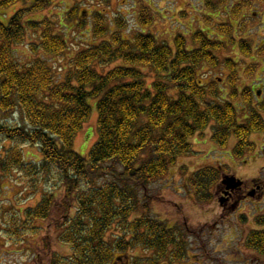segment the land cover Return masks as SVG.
<instances>
[{
    "label": "trees",
    "instance_id": "1",
    "mask_svg": "<svg viewBox=\"0 0 264 264\" xmlns=\"http://www.w3.org/2000/svg\"><path fill=\"white\" fill-rule=\"evenodd\" d=\"M20 1L28 6L17 10L7 24L0 22V112L5 118L15 111L20 115V121L13 124L0 121V136L13 143L0 157V176L14 172L32 182L55 179L61 188L62 197L55 206L65 213L56 230L61 231L59 240L70 246V253L67 257L51 254L50 264H113L137 247L153 252L151 258L136 257L145 264H179L186 258L185 232L150 216L153 197L149 187L164 179L179 157L192 153L190 138L211 122V140L218 147L226 148L230 138H235L232 157L240 159L254 152L250 135L264 133L260 115L264 101L254 107L249 90L238 91L236 64L220 61L215 55L225 47L223 42L199 30L192 33L189 50L179 34L173 37L172 46L157 42L150 34L124 38L120 33L124 21L116 18V30H110L101 12L93 13L90 24L93 37L100 41L75 53L63 78L57 79L55 70L60 69L68 49L66 41L54 33L50 19L26 18L59 0H4L0 5ZM205 1L212 6L210 0ZM249 7L250 0H240L231 13L238 18ZM76 8L66 13L67 20L75 17ZM138 17L144 28L150 25L152 16L146 9ZM83 25L80 21L77 27ZM219 27L216 31L221 30L233 42L232 26ZM30 32L36 40L26 42ZM25 43L33 55L20 65L14 61L13 48ZM239 45L249 57V43L240 41ZM257 53L264 55V48ZM116 61L124 66L102 70ZM219 64L229 72V92L225 94L229 99L222 102L217 82L203 84L199 79L202 66ZM255 66L245 68V78H251ZM138 67H149L154 73L151 90ZM238 97L248 113L243 123L237 121L233 104ZM89 99H97L98 140L84 159L72 145L90 117ZM22 144L38 146L42 161L25 162ZM194 175L195 189L201 194L218 180L217 170L211 167ZM2 189L0 184V192ZM54 197L52 192L42 194L35 207L23 210L24 223L15 217L9 229L19 236V227L30 231L32 219L48 218ZM204 198L209 201L212 195ZM246 246L264 257V230L250 233Z\"/></svg>",
    "mask_w": 264,
    "mask_h": 264
},
{
    "label": "rangeland",
    "instance_id": "2",
    "mask_svg": "<svg viewBox=\"0 0 264 264\" xmlns=\"http://www.w3.org/2000/svg\"><path fill=\"white\" fill-rule=\"evenodd\" d=\"M4 0H0V3ZM240 0H210L212 6L206 4L205 0H59L53 6L37 15H29L27 20H41L44 17L54 22V33L61 36L67 43L68 49L61 58L60 69L55 70L57 79H62L69 66V60L75 53L86 49L89 45L97 44L100 40L95 39L90 27L93 13L101 12L104 15L106 27L110 30H116L114 20L119 18L124 21L125 28L120 31L124 38H132L135 33L150 34L157 42H166L172 46L173 37L176 34L182 35L186 41V48L189 50L193 47L192 33L202 31L212 40H218L225 44L221 51L215 55L223 61L231 60L236 64V70L240 81L237 84L239 91L244 85L248 86L249 93L252 86V80L244 76V70L251 64H255L254 71L251 75L263 77L264 83V55H259L257 50L264 48V0H250V7L243 9L238 18H234L231 10L239 3ZM28 6L23 2L12 3L8 7L0 5V22L7 24L9 18L19 9ZM77 6L76 15L71 20L66 19V13ZM146 9L152 16L151 23L144 28L140 24L139 12ZM83 21L82 28L77 24ZM229 24L232 26V42L220 29L219 25ZM29 30V29H28ZM27 30V31H28ZM108 39V36L106 37ZM26 42L35 41L36 38L30 32ZM240 41L249 43L251 55L245 56L240 49ZM25 46L14 47V61L20 65L31 60L33 54L27 51ZM49 60L54 57H48ZM222 62V63H223ZM117 66H124L123 62H113L102 70L107 71ZM145 75L147 89H152L154 73L149 67H138ZM199 79L203 84L209 81H215L220 88L219 101L229 99L225 97L229 88L226 84V77L229 72L219 64L217 67L202 66L199 71ZM244 83V84H243ZM256 90H262L264 84L259 86L255 84ZM254 97H260L258 100H264V92L259 96V91ZM227 98V99H226ZM97 99H89L88 104L91 108L89 119L83 124L82 129L76 133L73 138V150L84 159H88L91 148L98 140L97 129ZM237 109V121L243 123L248 115L241 105V99L237 98L233 102ZM252 105L257 106L256 100ZM5 118L0 112V121H7L10 124L20 121V115L17 111L10 113ZM264 119V113L260 114ZM6 119V120H4ZM213 122L205 129L190 138L192 153L187 156H181L177 159L176 164L169 168L164 179L157 181L149 187V194L153 197L150 206V216L167 223L168 226H177L180 231L188 227L185 241L188 244L190 257L187 258L186 264H219L215 259L208 257H199L198 247L208 246L210 242L211 256L218 257L221 264H264V257H258L256 253L248 249L246 239L252 232L264 230V204L259 208L251 209L248 205L240 213H231L227 209H222L216 201L205 200L214 191L211 187L204 189L202 195L195 189L196 177L194 173L201 168H214L222 171L227 176L236 175L250 181L252 178H261L264 180V153L261 150L264 146V133H252L250 142L255 144L254 152L245 153L240 159L231 157V150L236 144L234 137H231L226 148L218 147L212 140ZM12 142L0 136V157H4L5 152L12 146ZM23 160L25 162L40 163L42 153L38 146L22 144L21 145ZM212 170V169H211ZM214 173V170H213ZM1 175V172H0ZM55 179L32 180L30 178H21L17 173L12 172L7 177L0 176V184L3 187L0 192V226L9 230L12 227L11 221L16 217L18 221L24 219L23 210L28 207H35L44 193H54L50 215L46 219H32L30 223L32 230L36 233L34 236L27 235L23 244L20 245L18 254H6L3 257L12 262L17 260V264H48L51 254L56 253L60 256L67 257L70 253V246L59 240L61 231L56 230V225L62 222L64 211L57 208L55 204L60 202L62 194L61 188L54 183ZM101 181L100 183H102ZM33 183H35L33 185ZM213 188V186H212ZM199 193V194H198ZM198 195V197H197ZM257 200H253L256 203ZM249 207V208H248ZM23 220L21 223H24ZM217 221V225L214 222ZM186 225V226H185ZM30 228V229H31ZM212 230L218 234H211ZM10 231V230H9ZM5 232H3L4 234ZM7 238V236L5 237ZM4 238V240H5ZM47 239L49 247L43 245V239ZM225 248L226 251L217 253L218 250ZM27 247V248H25ZM235 248L234 251L232 249ZM8 249V248H7ZM48 251L50 254H48ZM236 252V253H233ZM194 254V255H193ZM153 255L152 251L143 250L137 247L126 253L115 261L114 264H145L138 258L149 257ZM193 255V256H192ZM239 256L242 258L241 263H235L232 259ZM257 256V258H256ZM222 257L230 263H225ZM256 259V260H255Z\"/></svg>",
    "mask_w": 264,
    "mask_h": 264
},
{
    "label": "flooded vegetation",
    "instance_id": "3",
    "mask_svg": "<svg viewBox=\"0 0 264 264\" xmlns=\"http://www.w3.org/2000/svg\"><path fill=\"white\" fill-rule=\"evenodd\" d=\"M254 75H256V73L253 74V76L251 79H255L252 80V86L250 87L251 93H250V102L252 104L253 100H256V102H263L264 100L259 101L258 99L260 97H254V95L256 93H258L259 91V96H262L263 92H264V86L262 88V90H256L254 91L253 89H256V85L255 84H259V86H261L262 84V78L263 77H255ZM244 84V83H243ZM248 86H243L242 88L239 89V92L241 93L243 90L248 89ZM239 99H241V103H243V99L241 97H238ZM264 152V146L261 149ZM226 174L223 173L222 171L220 172V178L212 185L213 188L211 187V191L213 189L214 193L212 194V201H216L217 204L222 208V209H227L229 211H231V213H236L239 212L247 207V205L251 208V209H258L260 206V204H264V180H262L261 178H252L250 181L245 180L241 177H238L236 175H233L236 177L235 181L232 182H228V184H225L221 181V177L225 176ZM253 200H257L256 203L253 202ZM248 207V208H249ZM233 213V214H234ZM217 221L214 222L216 226ZM186 226V225H185ZM19 229H21V235L19 236L18 234H16L13 230H8L3 228L2 226H0V264H8V262L10 261L9 259L4 258L3 256L6 254H12L16 255L18 254V250L20 245L23 244V239L26 238L27 235L30 236H34V234L36 233L35 230H32V228L29 229L28 228H23L19 227ZM3 232H5L3 234ZM185 232V234H183L184 236H182V239L184 241L185 244V256L186 258H184L179 264H186V260L188 257H190V253H189V248H188V244L185 241V236H187V233L192 234V231H188V227H185V230L183 231ZM218 234L216 231L212 230L211 234ZM7 236V238H5ZM5 238V240H4ZM43 245L47 247V245H49L47 239H43L42 241ZM47 244V245H46ZM218 248H214L215 250H218L217 253H220L221 250L222 251H226L225 248L221 249ZM8 248V249H7ZM27 248V247H25ZM210 242L208 243V246H202L200 245L198 247L197 250H199V257L200 259L203 257H208L209 259H215L218 261L219 264H221L222 262H220V259L218 257H213L211 256V252H209L208 250H210ZM235 248L232 249V251H234ZM236 253V252H233ZM48 254H50V252L48 251ZM194 255V254H193ZM192 255V256H193ZM257 258V256H256ZM261 258V257H260ZM50 260L51 258L49 257V263L50 264ZM119 259H117L116 261H118ZM222 260L225 262V259L222 257ZM235 263H241L242 258H239V256L235 257L234 259H232ZM256 260V259H255ZM17 261V260H16ZM15 260H13L12 264H17ZM12 262V261H10ZM231 261H226L225 263H230Z\"/></svg>",
    "mask_w": 264,
    "mask_h": 264
},
{
    "label": "water",
    "instance_id": "4",
    "mask_svg": "<svg viewBox=\"0 0 264 264\" xmlns=\"http://www.w3.org/2000/svg\"><path fill=\"white\" fill-rule=\"evenodd\" d=\"M232 181H235L234 177H225L222 182L228 184V182H232Z\"/></svg>",
    "mask_w": 264,
    "mask_h": 264
}]
</instances>
